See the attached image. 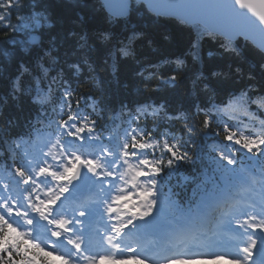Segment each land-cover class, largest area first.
<instances>
[{
    "label": "trees",
    "instance_id": "1",
    "mask_svg": "<svg viewBox=\"0 0 264 264\" xmlns=\"http://www.w3.org/2000/svg\"><path fill=\"white\" fill-rule=\"evenodd\" d=\"M130 11L0 0V201L41 213L34 170L50 141L69 159L111 153L139 167L171 241L192 242L264 183V54L135 2ZM129 217L116 236L150 245L159 225ZM20 226L0 206V264H64Z\"/></svg>",
    "mask_w": 264,
    "mask_h": 264
},
{
    "label": "rangeland",
    "instance_id": "2",
    "mask_svg": "<svg viewBox=\"0 0 264 264\" xmlns=\"http://www.w3.org/2000/svg\"><path fill=\"white\" fill-rule=\"evenodd\" d=\"M51 142L52 141L49 142V145H47V147L44 145L45 147H40V149H38L40 157L43 160L42 167L44 168V170H48L51 172V176L49 178H46V176L42 177V179L44 178L48 182L43 184V188L40 190L37 196L40 210L49 213V217H52L54 213L53 204L55 202H59L60 205V197L65 196V193L67 192L66 190L68 188L69 175L72 174L73 165L78 159V156H74L72 159L64 157V152L61 151V148L52 146ZM86 157H89V155H87ZM89 160L93 162L95 161V164L97 165V175L94 178L95 184L97 183V185L105 186L104 191H107L108 193V188L113 191L115 190L116 195H119L120 192H127L126 204H128L130 211L137 209L140 213H143L141 212L143 210V201H145V199L143 198L148 195L147 193L140 194L139 192H144L150 187L147 181H144L139 177L137 172L139 168L137 165L131 164L130 167V164L128 162L123 165L125 169L131 168L132 170L131 172L128 170V176L134 177V180L132 182L134 183V185H132V187L135 188V190H133V192L131 190L127 191L126 189H124V191H121V184L123 188L125 187V183H121L122 169L119 172L116 171V169L120 165H118V163L115 164L112 162L113 159L110 153L109 155L101 156V158L96 157L94 160L89 158ZM110 162L112 163L110 164ZM113 167L114 169H112ZM37 171L38 170H34V174ZM36 179L37 186L41 185L42 179ZM94 183L92 185H94ZM110 195L111 192L108 194V196ZM104 196L101 197L97 203L86 204L84 208L80 207L79 214L74 213V215L72 216V213H70L69 209H63L62 212H59L58 215L55 216L56 219L54 221L49 218L53 223L58 221V226H62L63 230L67 229L70 231L71 234L69 237L71 238H68V241L70 242L71 247L65 254L67 255V257L69 256V260H71V262L74 264H82L81 262H95L94 257L97 258V256H99L100 258L108 253L109 248L107 247V245H103L102 242L97 243L101 245L102 251L96 250V244H94L95 242L93 243L92 237L93 233L94 235H100L98 231H95L97 228L101 229L103 235L105 232L104 223L102 221L100 223L99 221L102 218V215L99 213H102V211H104V208L106 207L107 200ZM259 198L261 199V196ZM152 200L153 199L151 197L147 198L145 203L146 210L149 213V216H157L154 214L153 208H151L153 204ZM23 204V201L19 204L10 202V200L0 201L1 210H4V212L7 214L13 211L16 212V219L22 220L24 222L26 229L23 230L22 234H25L31 240H39L40 238H43L37 227V224L40 223L41 219L35 220L36 224L34 223L33 219L31 222H29V214L26 213V211H28V208L24 207ZM70 204L73 203L70 202ZM238 210L240 214L242 213L245 216V222L231 223L225 232L219 231L220 242L215 243V241H210L208 251L212 253L219 252L222 254H226L228 252L230 254H234L236 255V258H239V260L243 264H264L263 249H260L259 252H253L252 255H250L248 251H246L248 240L249 238L253 237V235L251 234L253 233V231L250 230L249 227H254V231L257 232L254 235L264 236V223H260L261 226L259 228L258 226H256V224H259L258 220L264 217V207L263 210H258L256 204H254L251 200V197H249ZM94 211H96V214L93 213ZM235 219L239 220L241 218L236 217ZM28 227H32V229L30 231H27ZM36 233H38L37 237ZM74 239H76V242H73ZM225 240L227 241V244L225 243ZM91 245H93V247H91ZM110 259H113V255L112 257H110Z\"/></svg>",
    "mask_w": 264,
    "mask_h": 264
},
{
    "label": "water",
    "instance_id": "3",
    "mask_svg": "<svg viewBox=\"0 0 264 264\" xmlns=\"http://www.w3.org/2000/svg\"><path fill=\"white\" fill-rule=\"evenodd\" d=\"M106 11L122 18L130 14L133 2L144 5L149 13L189 25H201L208 32L228 40L250 42L264 53V0H100ZM38 43V38L30 41ZM96 171L79 162L71 182L87 191ZM43 174V173H42Z\"/></svg>",
    "mask_w": 264,
    "mask_h": 264
}]
</instances>
